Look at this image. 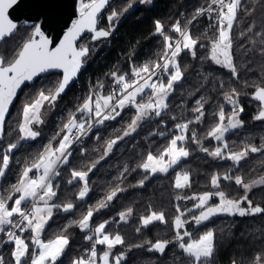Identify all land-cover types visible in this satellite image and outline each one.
<instances>
[{"label": "trees", "instance_id": "1", "mask_svg": "<svg viewBox=\"0 0 264 264\" xmlns=\"http://www.w3.org/2000/svg\"><path fill=\"white\" fill-rule=\"evenodd\" d=\"M210 3L211 0H151V3H141L140 0H113L101 15L99 28H114L115 30L107 38L93 40V35L81 38V43L79 44L90 49L88 55L84 58V66L76 82L68 92L61 95L53 107H45L43 110L44 123L33 125L34 130L40 132L39 137H37L38 140H20L19 125L22 122L23 106L25 103L31 102L41 88L54 90L62 78V73L56 72L40 76L35 83L27 84L19 95L7 119L4 138L2 141L0 140V160H2L8 144L19 141V148L17 150L14 149L10 153L11 157H13L11 162H13L10 163L6 171L7 175L5 174L0 180V195L2 194L5 199L6 195L13 192L11 186L19 181L23 172L21 170L30 166L49 144H47V140L48 142L49 140L51 141L53 147L58 146L59 140L64 133H60V136H57V131L67 122L70 114L76 112L77 107L84 102L90 93L108 95L114 91L116 93L119 92L120 86L115 83L112 73L127 74V78L132 80L134 79L132 75L134 68H139L143 64L152 61H162L160 57L164 51V39L163 36L156 34L155 22L157 20L163 24L165 34L173 37V40L179 38V34L172 30V26L177 21H179L182 29L188 27L192 36L199 38V43L195 48V57L192 56L190 51L184 50L177 58L184 71V78L174 85L175 91L168 97V108L160 117L153 115L150 119L143 121L136 132L131 134V136H126L127 138L124 137V140L122 139L118 143L120 146H117L118 144L115 146L117 149L114 147L111 153L104 156L106 142L115 139L117 135H122L127 125L136 115L135 107L128 105L115 120L105 121L103 125L95 124L91 134L87 137L89 139L84 140L86 143L81 141V143L76 144L71 149L72 156L69 159V163L58 166L63 171L60 172L61 175L52 180L55 186H53L54 190L58 193L53 197L54 199L52 198L50 203L55 205L72 203L75 208L67 212L61 208H54L53 215L48 220L42 235V239L45 241L54 239L61 234L69 236L70 243L63 256L57 261V264H72L73 260L86 255V248L90 246L91 241L86 240L85 237L103 221H109L106 231L112 234L118 232L124 238V244L117 245L112 249V255L126 253L127 259L123 260L122 264H190L189 259L179 249L176 242L170 243L163 255L159 252L148 250L150 247L149 241L152 243L157 240L174 241L173 219L178 214L177 206L182 212L187 213L188 211L189 214L187 213L183 217L186 220L191 219L192 216L200 211V209L192 211L195 199H187L186 201V199H177V197H193L195 194L209 191L210 189H215L216 191L217 188H213L210 183L213 172L214 174L218 172L221 177L226 173L232 174L231 176L241 175L244 181L264 175V150L257 153L250 152L239 165L229 159H225V161L222 158H214L202 151L205 146L207 149L212 148V150L218 146L217 141L214 138H208L207 134L218 122L217 113L221 106H223L225 115H230L232 105L225 99V93H230L233 88L239 93V106L243 107V112L239 115V119L243 122V127L225 134L224 139L228 140L227 142L229 143V149L226 152L239 151L246 145L264 149V120L255 119L260 111L261 104L252 96L257 87H264V0H242L241 7L237 11L236 20L231 30V37L232 55L238 76L233 75L228 68L216 64L209 58L211 41L218 35V22L215 20L217 11H206L202 15H197V10L205 9ZM128 4L132 5L131 8H128V12L123 11ZM112 11L122 14L117 20L110 22L108 17ZM188 21H191V23H188ZM33 26L21 21L13 35L0 43V55L5 57L6 62L14 59L22 48L23 43L31 37L33 31L31 27ZM158 73L163 81H167V76L161 75L162 70ZM100 85H103V87L101 88ZM30 89L32 90L30 91ZM149 92L147 90L142 96H138L137 99H146ZM198 100L204 105V116L199 122L196 121L198 113L193 111L198 106ZM76 115L78 120L90 119L87 114L76 113ZM189 120L193 121L188 128L187 142L191 143L186 144L187 142L185 141L184 144L187 146H184L189 149L191 154L186 160H182L179 165L171 168L167 174L158 172L155 175H151L138 167L139 164L143 163L148 152L158 155L167 147L171 137L179 132L175 127L177 124ZM193 132L196 134V138L200 140L199 145L193 142L191 137ZM158 133H164V135L161 136ZM135 135L136 138H133ZM204 135L207 138L203 137ZM54 137L55 139H53ZM97 137L98 139H95ZM166 139L167 142L164 141ZM207 140L213 146L207 143ZM31 141L35 143L33 146ZM99 142L102 144H99ZM122 142L125 145L124 147H121ZM159 142L164 145L162 144L161 146ZM88 143H90V146ZM155 144L158 145V148ZM126 145L127 148H125ZM28 146L31 147L27 149ZM36 150L37 152H35ZM30 152H33V154ZM204 153L206 156H204ZM18 154L19 156H17ZM102 156H104L103 159H101ZM210 157L211 162H207V160L210 161ZM217 160H220V162L218 161V163ZM96 161H99V163L96 164V167L89 173L87 178L90 191L85 198L78 199V192L83 185L78 179L71 184L68 183L72 179L71 171L72 169L87 170ZM216 162L218 164L217 169L215 168ZM210 165L213 167L215 165V167L211 170L209 168ZM225 166L227 167L225 168ZM17 168L21 170L16 171ZM125 168L128 170L125 171ZM59 169L57 170L60 171ZM222 169L223 171H221ZM178 170L190 172L191 186L188 187L189 189L187 187L183 189L174 187V176ZM145 177L148 178L145 179ZM64 178L67 179V182ZM205 178L209 180L206 182ZM141 180L145 181L143 186L139 185ZM222 180L220 181L222 189L220 186L218 189L227 193V196H231L232 199H240L245 195L244 188L232 182L234 180L231 181L232 183ZM4 184L11 188L6 189L7 186H4ZM117 187L124 190L118 192L117 196L108 202L107 207L94 213L91 227L88 230H81L73 223V221L80 220L90 207L94 208L99 201L103 200ZM263 188L264 186L254 188L255 192L252 190L248 193V197L254 206L258 204L264 207ZM3 189L6 191L4 192ZM225 189L229 190L226 191ZM67 190L69 191L66 193ZM189 190H191V194L187 195L186 193L189 194ZM65 193L67 194L66 196ZM242 193L244 194L242 195ZM18 195L17 193L12 196V200L8 201L9 206L13 205ZM14 196L16 197L14 198ZM216 201L217 199H214L211 203H216ZM128 208L133 209L132 215L127 218V222H123L120 220L119 214ZM151 211L163 212L167 223L154 221L147 227L142 226L140 218L148 215ZM192 212L197 213L192 214ZM230 216L227 214L218 215L217 218L215 216L208 222L204 221V223L202 222L199 225L189 222L186 229L192 234L191 237L199 236L206 229L216 232V249L208 264H234V262L235 264H256L255 258L257 256L264 257V213L254 215L256 217L253 215L243 217L236 215L230 218ZM258 221L261 224L257 223ZM65 228H67V231H64ZM137 228H140L139 232L136 231ZM258 229L260 230L258 231ZM25 233L27 234L25 235ZM31 234V231L21 234L24 239L27 236L25 240L29 243L30 256L26 258L28 260L35 253V245L31 243ZM10 245L12 246V244H9L5 248V264H14L12 256L14 245L11 248ZM136 245H143V247H135Z\"/></svg>", "mask_w": 264, "mask_h": 264}, {"label": "snow or ice", "instance_id": "2", "mask_svg": "<svg viewBox=\"0 0 264 264\" xmlns=\"http://www.w3.org/2000/svg\"><path fill=\"white\" fill-rule=\"evenodd\" d=\"M140 2L151 3V0H140ZM16 3L17 0H0V42L13 35L17 30V24L9 19L8 16V9ZM108 3L109 0H89L88 3H84V0H81L79 19L73 22L72 27L68 30L59 46L53 47L52 41L42 31L41 25L36 24L33 27L31 37L23 43L22 48L18 51L14 59L6 62L5 57L0 55V138L3 137L5 119L8 115L9 107L17 96L18 90L26 83L33 82L37 77L50 69H62L63 77L57 83L54 90L41 88L31 102L25 103L23 106L22 122L19 125V131L21 133L20 140H34L40 135L39 131L34 130L33 125L44 123L43 110L46 106L53 107L55 105L61 94L65 92L70 82L79 73L83 66L84 58L90 51L87 46L77 48L76 41L85 31L92 32L94 34L92 39L98 40L109 37L115 30L114 28H97L98 16ZM211 4L219 6V20L218 35L211 41L209 58L216 64L228 68L233 75L238 76L232 55L231 30L236 20L240 0H211ZM131 6V4H128L123 11L126 12ZM212 10L211 7L208 9L201 8L197 10V15H202L205 11ZM121 14L112 11L108 20L110 22L117 20ZM188 23H191V21H188ZM155 30L156 34L163 36L164 39V51L160 57L163 63L152 61L143 64L139 68H134L132 75L135 79L132 80L127 78V74L112 73L115 83L121 86L119 93L117 94L115 91L108 95L90 93L84 102L77 107L76 112L70 114L67 122L57 131V136H60V133H64L59 140L58 146L53 147L52 143L49 142L39 157L30 166L24 168L17 184L11 186L13 192L6 199L0 196V232L5 231V226L18 229L21 233L31 231V243L38 248V252L31 255L30 260L26 259L30 256L29 243L21 235H17L15 231H7L6 236L8 241L14 244L12 252L14 264H57V261L63 256L70 243L69 236L64 234L47 241L41 237L48 220L53 215L54 208H61L65 212L75 208V205L72 203L63 205L49 203L57 195L52 180L60 175V172L57 170L58 166L69 163V159L72 156L71 149L73 144L89 135L94 123L103 125L105 121L115 120L121 115L125 107L128 105L134 106L136 115L127 125L122 135L106 142L104 156H107L120 140L136 132L143 121L150 119L153 115L160 117L167 110L168 97L175 91L174 85L184 78V71L177 58L184 50L190 51L192 56L195 57V48L199 43V38H194L190 30L182 29L179 21L172 26V30L181 37L179 40H173V37L165 34L164 26L159 20L155 22ZM161 70L167 74L166 83L158 76V72ZM141 80L143 83H141ZM100 87L102 88L103 85H100ZM146 89L150 90L152 95L147 102L138 103L137 97L142 96ZM253 95L254 99L258 100L261 104V109L255 119L264 120V87H257ZM238 97L239 93L234 88L230 93H225V99L232 105V111L230 115L226 116L223 106H221L217 113L218 122L207 134L210 138L222 141V146L216 147L212 151H209L207 148H202V151L212 157L229 159L237 165L250 152L257 153L264 150L253 145H246L239 151L226 152L228 143L224 139L225 134L230 130L243 127V122L239 119L240 113L243 112V107L239 106ZM197 105L193 111L198 113L196 121L199 122L204 116V105L200 100L197 101ZM76 113L87 114L90 119L78 120ZM192 122L189 120L177 124L175 127L179 130L180 134L174 135L170 139L167 147L158 155L148 152L143 163L139 164L138 167L151 175H155L158 172L167 174L171 168L179 165L182 160H186L191 153L187 147L183 146V142L188 139V128ZM158 134L161 136L164 135V133ZM191 135L193 142L200 144V141L196 139V134L193 132ZM18 146L19 141L8 144L2 160H0V178L5 176L9 168L12 160L10 153L14 149H17ZM97 163L99 161L92 163L87 170L72 169V179L68 183L71 184L74 180L78 179L83 185L78 192V199L85 198L89 193L90 188L88 187L87 178ZM33 170H36L40 174L35 177L30 176ZM127 170L125 168V171ZM147 178L145 177V179ZM221 179L234 180L237 185H241L244 188L245 195L240 199H232L224 191H216L215 193L210 191L199 196L177 197V199H196L198 201L194 207L202 209V211L199 212V215L192 216V221L200 224L217 214L243 217L264 213V207L258 204L254 206L248 198V193L253 188L264 186V176L245 183L242 176L237 175L233 177L226 173L221 177L217 173L211 179L213 188H219ZM144 183L145 181L141 180L139 185L143 186ZM190 186V172L184 171L176 174L174 182L176 189H183ZM123 190L119 187L113 189L94 208L90 207L80 220L73 221V223L81 230H88L91 227L94 213L107 207L108 202L112 201L118 192ZM17 193L19 194L18 197L14 200L13 206L10 207L8 201H11L12 196ZM213 196L219 198V203L209 205V201L212 200ZM245 202L247 203V207H242L241 205ZM29 203H31L30 208L28 207ZM132 212V208L121 212L119 214L120 220L127 222V218L132 215ZM177 213L173 219L175 241L157 240L155 243L149 241L150 247L148 250L156 251L163 255L168 245L176 242L179 249L189 259L190 264H208L216 249V232L214 230H208L198 238L185 242V237H191L192 235L185 227L190 221L183 218L186 213L182 212L179 206H177ZM14 216L19 217V220L14 222ZM140 219L144 227H147L154 221L167 223L163 212L151 211L148 215L142 216ZM108 224L109 221H104L95 227V240L93 235H87L85 237L88 241L94 240L90 254L87 259L80 257L73 260L72 264H97L98 253L96 245H104L107 249L99 257L102 264H122V261L127 259L126 253H121L112 258L111 250L117 245L124 244V238L118 232L115 234L107 232L106 228ZM64 231H67V228ZM136 231L139 232L140 228H137ZM135 247H143V245H136ZM255 262L256 264H264V257L257 256ZM0 264H3V257H0Z\"/></svg>", "mask_w": 264, "mask_h": 264}, {"label": "water", "instance_id": "3", "mask_svg": "<svg viewBox=\"0 0 264 264\" xmlns=\"http://www.w3.org/2000/svg\"><path fill=\"white\" fill-rule=\"evenodd\" d=\"M78 1L79 0H17V3L8 9V16L9 19H11L14 23L17 24V26L21 21H24L26 24L29 25L40 24L42 31L52 41V46L56 47L59 46L60 42L64 39V36L67 34L68 30L72 27L73 22L79 19ZM112 1L113 0H109V3L100 12L98 16L97 28H99V21L101 15L110 6ZM90 35H94V34L92 32L85 31L81 35V37L76 41L77 48L81 47L79 46L81 38ZM82 68L80 69L77 76L73 78V80L70 82L69 86L66 88L63 94H66L68 90L74 85L77 78L79 77V74L81 73ZM56 72H61L63 77L62 69H50L49 71L41 74L40 76L50 75ZM39 77H37L31 83H26L21 87L20 90H18L17 96L13 100L12 105L9 107L8 115L6 116L5 119L4 133H5L7 119L15 103L17 102L18 97L21 94L22 90L27 84L35 83ZM253 94L252 96L254 97ZM4 133H3V137L0 138V140L4 138Z\"/></svg>", "mask_w": 264, "mask_h": 264}, {"label": "bare ground", "instance_id": "4", "mask_svg": "<svg viewBox=\"0 0 264 264\" xmlns=\"http://www.w3.org/2000/svg\"><path fill=\"white\" fill-rule=\"evenodd\" d=\"M102 18H103V17H102ZM33 27H34V26H33ZM33 27H31V28H33ZM31 28H30V29H31ZM106 29H107V28H106ZM20 40H21V39H20ZM20 40H19V41H20ZM85 40H86V39H85ZM80 41H81V40H80ZM101 41H102V40H101ZM106 42H107V41H106ZM1 43H2V42H1ZM20 43H21V42H20ZM80 43H81V42H80ZM82 43H83V42H82ZM93 44H94V42H93ZM80 46H81V45H80ZM15 47H16V46H15ZM17 47H18V46H17ZM91 47H92V46H91ZM94 47H95V46H94ZM92 48H93V47H92ZM13 50H14V49H13ZM97 136H98V135H97ZM107 136H109V135H107ZM117 136H118V135H117ZM130 136H131V135H130ZM132 136H133V135H132ZM38 137H39V136H38ZM191 137H192V136H191ZM203 137H206V136L204 135ZM203 137H202V138H203ZM99 138H100V137H99ZM101 138H102V136H101ZM101 138H100V141L103 139V138H102V139H101ZM104 138H105V136H104ZM126 138H127V137H126ZM126 138H125V140H126ZM133 138H136V135H135V137H133ZM138 138H139V137H138ZM144 138H146V137H144ZM171 138H172V137H171ZM189 138H190V137H189ZM202 138H199V139H202ZM206 138H207V137H206ZM206 138H204V139L206 140ZM208 138H210V137H208ZM263 138H264V137H263ZM263 138H262V139H263ZM16 139H17V138H16ZM16 139H15V140H16ZM36 139H37V138H36ZM86 139H89V138H86ZM95 139H98V138H95ZM139 139H140V138H139ZM142 139H143V138H142ZM160 139H162V138H160ZM196 139H197V138H196ZM210 139H211V138H210ZM227 139H228V137H227ZM11 140H12V139H11ZM37 140H38V139H37ZM42 140H44V139H42ZM42 140H41V141H42ZM91 140H92V139H91ZM123 140H124V138H123ZM130 140H131V139H130ZM132 140H133V139H132ZM136 140H137V139H136ZM143 140H144V139H143ZM187 140H188V139H187ZM187 140H186V142H187ZM197 140H198V139H197ZM202 140H203V139H202ZM202 140H201V141H202ZM205 140H204V144H205ZM263 140H264V139H263ZM1 141H2V140H1ZM39 141H40V140H39ZM44 141H46V140H44ZM83 141H84V140H83ZM89 141H90V140H89ZM89 141H88V142H89ZM103 141H104V139H103ZM120 141H121V140H120ZM164 141L167 142V139L164 140ZM199 141H200V140H199ZM207 141H208V140H207ZM227 141H228V140H227ZM42 142H43V141H42ZM49 142H51V141L49 140ZM49 142H48V140H47V144H48ZM101 142H102V141H101ZM104 142H105V141H104ZM123 142H124V141H123ZM123 142L121 143V147H124V146H125ZM127 142L129 143L128 140H127ZM137 142H138V140H137ZM160 142H163V141H160ZM160 142H159V143H160ZM184 142H185V141H184ZM184 142H183V145H186V144H188V143H191V142H187L186 144H184ZM217 142H218V141H217ZM221 142H222V141H221ZM221 142H220V144H221ZM9 143H10V142H9ZM31 143H33L32 146L35 144V143L32 142V141H31ZM38 143H39V142H38ZM80 143H81V142H80ZM83 143H86V142L84 141ZM118 143H119V142H118ZM118 143H117V144H118ZM128 143H125V144H128ZM207 143H210V141H208ZM218 143H219V142H218ZM227 143H228V142H227ZM7 144H8V143H7ZM40 144H41V143H40ZM89 144H90V143H88V145H89ZM99 144H102V143L99 142ZM104 144H105V143H104ZM117 144H116V145H117ZM122 144H123V145H122ZM132 144H133V143H132ZM132 144H131V145H132ZM137 144H138V143H137ZM162 144H163V143H160L161 146H162ZM165 144H166V143H165ZM193 144H194V143H193ZM228 144H229V143H228ZM21 145H22V143H21ZM25 145H26V144H25ZM29 145H30V144H29ZM36 145H37V144H36ZM55 145H56V144H55ZM82 145H83V144H82ZM93 145H94V144H93ZM96 145H97V144H96ZM116 145H115V146H116ZM131 145H130V146H131ZM133 145H134V144H133ZM133 145H132V146H133ZM156 145H157V144H155V146H156ZM160 145H159V147H160ZM163 145H164V144H163ZM190 145H191V144H190ZM198 145H199V144H198ZM198 145L195 144L196 147H198ZM210 145H211V143H210ZM217 145H218V144H217ZM38 146H39V144H38ZM45 146H46V144H45ZM77 146H78V145H77ZM89 146H90V145H89ZM94 146H95V145H94ZM97 146H100V145H97ZM115 146H114V147H115ZM117 146H120V145L118 144ZM132 146H131V147H132ZM136 146H137V145H136ZM186 146H187V145H186ZM186 146H185V147H186ZM202 146H203V144H202ZM208 146H209V145H208ZM208 146H207V147H208ZM211 146H213V144H212ZM211 146H210V147H211ZM258 146H259V145H258ZM4 147H5V146H4ZM30 147H31V146H30ZM30 147L28 146L27 149H29ZM78 147H80V146H78ZM114 147H113V148H114ZM128 147H129V146H128ZM134 147H135V146H134ZM156 147L158 148V145H157ZM256 147H257V146H256ZM18 148H19V147H18ZM18 148H17V149H18ZM115 148H116V147H115ZM125 148H127V145H126ZM132 148H133V147H132ZM161 148H162V147H161ZM163 148H164V146H163ZM205 148H206V146H205ZM260 148H261V147H260ZM17 149H16V150H17ZM32 149H33V148H32ZM35 149H36V148H35ZM116 149H117V148H116ZM121 149H122V148H121ZM197 149H198V148H197ZM208 149H209V148H208ZM228 149H229V147H228ZM24 150H25V149H24ZM96 150H98V149H96ZM112 150H113V149H112ZM114 150H115V149H114ZM210 150H212V148L209 149V151H210ZM19 151H20V149H19ZM43 151H44V149H43ZM15 152H16V151H15ZM26 152L29 153L28 151H26ZM35 152H37V150H36ZM40 152H41V151H40ZM198 152H199V151H198ZM18 153H19V152H18ZM30 153L33 154V152H30ZM199 153H201V151H200ZM199 153H198V154H199ZM16 154H17V153H16ZM19 154H20V153H19ZM19 154H18L17 156H19ZM22 154H23V153H22ZM201 154H203V153H201ZM204 156H206L205 153H204ZM14 158H15V157H14ZM205 158H206V157H205ZM12 159H13V157H12ZM18 159H19V158H18ZM206 159H207V158H206ZM206 159H205V160H206ZM210 159H211V157L209 158V160H210ZM220 159H221V158H220ZM224 160H225V159H224ZM17 161H18V160H17ZM218 161L220 162V160H217V162H218ZM225 161H226V160H225ZM12 162H13V161H12ZM12 162H11V163H12ZM18 162H19V161H18ZM207 162H211V160H210V161L207 160ZM217 162L215 163V164H216V167H215V165H214V167H215L216 169H217V165H218ZM219 162H218V163H219ZM221 163H222V161H221ZM221 163H220V164H221ZM17 164H19V163H17ZM31 164H32V163H31ZM31 164H30V165H31ZM203 164H204V163H203ZM208 164H209V163H208ZM28 165H29V163H28ZM221 165H222V164H221ZM225 165H226V163H225ZM24 166H26V165H24ZM211 166H212V165H210L209 168L212 170L214 167L212 166V168H211ZM249 166H251V165H249ZM259 166H261V165H259ZM11 167H12V166H11ZM226 167H227V166H225V168H226ZM230 167H231V166H230ZM20 168H21V167H20ZM23 169H24V168H23ZM58 169H59V167H58ZM61 169H62V168L59 169V170H60L59 172L63 171V170H61ZM17 170H21V169H18V168H17L16 171H17ZM207 170H208V168H207ZM231 170H232V169H231ZM11 171H12V170H11ZM21 171H23V170H21ZM214 171H215V170H214ZM221 171H223V169H222ZM251 171H252V169H251ZM13 172H14V171H13ZM202 172H203V171H202ZM229 172H230V171H229ZM229 172H228V173H229ZM206 173H207V171H206ZM217 173H218V172H217ZM249 173H250V172H249ZM262 173H263V172H262ZM13 174H15V173H13ZM17 174H19V173H17ZM34 174H35V173H34ZM62 174H63V173H62ZM207 174H208V173H207ZM207 174H205V175H207ZM212 174L214 175V172H213ZM240 174H241V173H240ZM243 174H244V173H243ZM257 174H258V173H257ZM259 174H261V173H259ZM6 175H7V174H6ZM10 175L12 176V174H10ZM60 175H61V174H60ZM65 175H66V174H65ZM231 175H232V174H231ZM34 176H35V175H34ZM34 176H33V177H34ZM62 176H63V175H62ZM66 176H67V175H66ZM208 176H210V175H208ZM234 176H236V175H234ZM234 176H233V177H234ZM240 176H241V175H240ZM255 176H256V175H255ZM261 176H262V175H261ZM204 177H205V176H204ZM5 178H6V177H5ZM15 178H16V176H15ZM55 178H56V177H55ZM58 178H59V177H58ZM67 178H68V177H67ZM7 179H8V178H7ZM11 179H12V178H11ZM64 179H66V178H64ZM205 180H206V182H207V180H209V179H206V178H205ZM210 180H211V179H210ZM203 181H204V180H203ZM222 181H223V180H222ZM231 181H232V180H230V181L227 180V182H229V183H230ZM246 181H248V180H246ZM246 181H245V182H246ZM2 182H3V181H2ZM4 182H5V181H4ZM11 182H12V180H11ZM63 182H64V181H63ZM66 182H67V179H66ZM224 182H225V181H224ZM232 182H234V181H232ZM232 182H231V183H232ZM250 182H251V181H250ZM6 183H7V182H6ZM9 183H10V182H9ZM64 183H65V182H64ZM210 183H211V182H210ZM222 183H223V182H222ZM15 184H16V183H15ZM66 184H67V183H66ZM8 185H9V184H8ZM12 185H14V184H12ZM230 185H231V184H230ZM4 186H7V185L4 184ZM53 186H54V184H53ZM56 186H57V184H56ZM70 186H71V185H70ZM192 186H193V182H192ZM209 186H211V185L209 184ZM9 187H10V186H7L6 189H10V188H11V187H10V188H9ZM54 187H55V186H54ZM220 187H221V184H220ZM262 187H263V186H262ZM3 188H4V187H3ZM61 188H62V187H61ZM67 188H68V185H67ZM187 188H188V187H187ZM192 188H193V187H192ZM237 188H238V187H237ZM237 188H236V189H237ZM54 189H55V188H54ZM68 189H69V188H68ZM71 189H72V187H71ZM188 189H189V188H188ZM188 189H186V190H188ZM221 189H222V187H221ZM233 189L235 190V188H233ZM263 189H264V188H263ZM3 190H4V189H3ZM214 190H215V189H214ZM217 190L219 191V189H217ZM225 190H226V189H225ZM227 190H229V189H227ZM227 190H226V191H227ZM5 191H6V190H4V192H5ZM68 191H69V190H67L66 193H67ZM190 191H191V190H189V194H188V193H186V194H187V195H190V194H191ZM209 191H211V189H210ZM243 191H244V190H243ZM243 191H242V192H243ZM253 191H254V190H253ZM0 192H1V191H0ZM11 192H12V191H11ZM212 192H213V190H212ZM238 192H239V191H238ZM254 192H255V191H254ZM261 192H262V191H261ZM57 193H58V192H57ZM66 193H65V196L67 195ZM71 193H72V192H71ZM192 193H197V192H192ZM198 193H199V192H198ZM201 193H202V192H201ZM239 193H240V192H239ZM257 193H258V192H257ZM3 194H4V193H3ZM60 194H61V192H60ZM202 194H203V193H202ZM226 194H227V193H226ZM228 194H229V193H228ZM243 194H244V193H242V195H243ZM1 195H2V194H1ZM8 195H9V194H8ZM8 195H6V198H7ZM14 195H15V194H14ZM63 195H64V194H63ZM229 195H230V194H229ZM236 195H237V194H236ZM2 196H3V195H2ZM239 196H240V195H239ZM257 196H258V195H257ZM3 197H4V196H3ZM15 197H16V196H14V198H15ZM213 197H214V196H213ZM228 197H229V196H228ZM230 197H231V196H230ZM230 197H229V198H230ZM231 198H232V197H231ZM239 198H240V197H239ZM248 198H249V197H248ZM262 198H264V197H262ZM53 199H54V198H53ZM55 199H56V198H55ZM234 199H236V198H234ZM237 199H238V198H237ZM193 200H194V199H193ZM193 200H192V202H193ZM213 200H214V199H213ZM217 200H219V199H217ZM250 200H251V199H250ZM263 200H264V199H263ZM186 201H187V199H186ZM210 201H211V200H210ZM260 201H261V199H260ZM63 202H64V201H63ZM189 202H190V201H189ZM192 202H191V203H192ZM194 202L196 203V201H194ZM194 202H193V203H194ZM197 202H198V201H197ZM217 202H218V201H216V203H217ZM261 202H263V201H261ZM10 203H11V202H10ZM193 203H192V204H193ZM195 203H194V206L196 205ZM192 204H189V205H192ZM210 204H212V203H210ZM214 204H215V203H214ZM189 205H188V206H189ZM256 205H257V204H256ZM241 206H242V205H241ZM243 206H244V205H243ZM246 207H247V206H246ZM183 208H184V207H183ZM186 208H187V207H186ZM192 208H193V207H192ZM184 209H185V208H184ZM193 210H194V209H192V211H193ZM196 210H198V209H196ZM200 210H201V209H200ZM187 213H188V211H187ZM187 213H186V214H187ZM195 213H197V212H195ZM195 213L192 212V214H195ZM188 214H189V213H188ZM256 215H257V214H256ZM217 216H218V215H217ZM217 216H216V218H217ZM220 216H222V215H220ZM223 216H225V215H223ZM229 216H230V215H229ZM237 216H238V215H237ZM254 217H256V216H254ZM57 218H58V217H57ZM212 218H213V217H212ZM230 218H232V217L230 216ZM230 218H229V219H230ZM248 218H249V217H248ZM210 219H211V218H210ZM210 219H209V220H210ZM263 219H264V218H263ZM230 220H231V219H230ZM232 220H233V219H232ZM236 221H237V220H236ZM247 221H248V219H247ZM260 221H261V220H260ZM260 221H258L257 223H260ZM50 222H51V221H50ZM57 222H58V220H57ZM205 222H206V221H205ZM207 222H208V220H207ZM203 223H204V221H203ZM260 224H261V223H260ZM260 224H259V225H260ZM51 225H52V224H51ZM194 225H195V224H194ZM251 225H252V224H251ZM245 226H246V225H245ZM250 228H251V227H250ZM260 228H261V226H260ZM246 230H247V229H246ZM259 230H260V229H258V231H259ZM249 231H250V230H249ZM26 232H27V231H26ZM19 233H20V232H19ZM256 233H257V232H256ZM256 233H255V234H256ZM260 233H261V232H260ZM21 234H22V233H20V235H21ZM26 234H27V233H25V235H26ZM243 234H244V233H243ZM28 235H29V234H28ZM31 235H32V234H31ZM248 235H249V234H248ZM22 236H23V235H22ZM26 237H27V236H26ZM26 237H25V239H27ZM254 237H255V236H254ZM23 238H24V237H23ZM29 238H30V237H29ZM192 239H193V238H192ZM195 239H196V238H195ZM13 245H14V244H12V246H13ZM12 246L10 245V248H11ZM99 247H100V246H98V251H99ZM8 249H9V248H8ZM100 250H101V249H100ZM5 251H6V250H5ZM8 252H9V251H8ZM101 252H102V251H101ZM101 252H100V253H101ZM98 256H99V253H98ZM6 258H7V257H6ZM11 258H12V257H11ZM7 259H9V258H7Z\"/></svg>", "mask_w": 264, "mask_h": 264}, {"label": "rangeland", "instance_id": "5", "mask_svg": "<svg viewBox=\"0 0 264 264\" xmlns=\"http://www.w3.org/2000/svg\"><path fill=\"white\" fill-rule=\"evenodd\" d=\"M89 2V0H84V3H88ZM80 3H81V0H79L78 1V8L80 7ZM98 29H106V28H98ZM187 30L189 29L188 27L186 28ZM179 39H181V37L179 36V38L177 39V40H179ZM160 63H163V61H161ZM161 75H163V76H167V74H165V73H163L162 72V74ZM158 76H159V73H158ZM160 78V77H159ZM134 79H135V77H134ZM154 79H156L155 77H154ZM161 79V78H160ZM165 83L167 82V81H164ZM39 85H41V84H39ZM120 86V85H119ZM121 87V86H120ZM32 89H30V91H31ZM148 89H146L145 90V92L147 91ZM150 91V90H149ZM144 92V93H145ZM152 95V93H151V91L149 92V94H148V96H147V98L146 99H142V100H138L137 99V102L139 103V102H147L148 101V99H149V97ZM138 98V97H137ZM93 130V129H92ZM92 130H91V132H92ZM230 131H232V130H230ZM178 134H180V132H178ZM178 134H176V135H178ZM217 141V140H216ZM219 142V143H218ZM217 142V144H218V146L217 147H220V146H222V143L223 142H221V141H218ZM220 142H221V144H220ZM76 144H74L73 146H72V148L75 146ZM184 146V145H183ZM7 149V148H6ZM214 158H216V157H214ZM185 170H178V171H176V173H175V176H174V181H175V178H176V174L177 173H182V172H184ZM34 170H33V172L32 173H30V176H36V174L37 175H39V173H35L34 174ZM37 172V171H36ZM34 176V177H35ZM262 176H264L263 174H262ZM261 175H259L258 177H256V178H254V179H250V180H248V181H246L245 183H249L250 181H253V180H257V179H259L260 177H262ZM0 180H1V178H0ZM255 188H257V187H255ZM254 189V188H253ZM1 191V190H0ZM216 191H218V190H216ZM215 190H213V192L215 193L216 192ZM219 191H221V190H219ZM205 192H210V191H203L202 193H205ZM211 192H212V190H211ZM1 193V192H0ZM202 193H199V194H195L194 196H199V195H201ZM1 196V195H0ZM18 197V196H17ZM213 199H219L218 197H216V196H214L213 198H212V200ZM52 200V199H51ZM50 200V201H51ZM211 200V201H212ZM50 201H49V203H50ZM195 201H196V203L195 204H197L198 202H197V200L195 199ZM211 201H209V205H215V204H218L219 203V200H217L218 202L217 203H212V204H210L211 203ZM244 205V206H243ZM13 206V205H12ZM247 206V203H244V204H242V207H246ZM11 207V206H10ZM192 209H194V210H196V209H198V208H195V207H193ZM200 211H202V209L200 210ZM199 211V212H200ZM199 212L197 213V214H195V215H199ZM217 215H222V214H217ZM217 215H215V216H217ZM215 216H212V217H215ZM211 217V218H212ZM188 221H190V222H193L195 225H199V224H197V223H195L194 221H192L191 219H189ZM104 222V221H103ZM201 224V223H200ZM186 226H187V224H186ZM185 226V227H186ZM209 229H206V230H204V231H202L201 233H200V235H202L204 232H206V231H208ZM183 231V230H182ZM108 232V231H107ZM199 235V236H200ZM199 236H194V237H185V242H188L190 239H195V238H198ZM94 237V240H95V236H93ZM93 240V241H94ZM174 241H175V239H174ZM88 248V247H87ZM86 248V249H87ZM87 252V251H86ZM88 254H90V252H87ZM97 253H98V251H97Z\"/></svg>", "mask_w": 264, "mask_h": 264}, {"label": "built area", "instance_id": "6", "mask_svg": "<svg viewBox=\"0 0 264 264\" xmlns=\"http://www.w3.org/2000/svg\"><path fill=\"white\" fill-rule=\"evenodd\" d=\"M241 3H242V0H240V5H239L238 10H239L240 7H241ZM209 7H211L214 11H217V13H216V19H215V20H216V22H218V20H219V16H218L219 6L210 3V5H208L205 9H208ZM238 10H237V11H238ZM205 12H206V11H205ZM141 83H143L142 80H141ZM117 93H119V92H117ZM94 126H95V123L93 124V127H94ZM92 129H93V128H92ZM90 134H91V133H90ZM90 134H89V135H90ZM89 135H87L86 137L82 138L80 141H78V142H76V143H74V144H78V143H80L81 141L85 140ZM74 144H73V145H74ZM28 207H29V208L31 207V203L28 204ZM13 220H14V222H16V221L19 220V217L14 216V217H13ZM9 230H11V231H15L16 234L19 235V230H18V229H13L11 226H5V231H4V232H0V257H3V264H5V248H6V246L9 245V244H13L12 242H9V241H8V238H7V236H6V232L9 231ZM93 243H94V241H91L90 246L86 249L87 252H90V249H91ZM96 250L98 251V245H96ZM97 258H98V257H97Z\"/></svg>", "mask_w": 264, "mask_h": 264}, {"label": "crops", "instance_id": "7", "mask_svg": "<svg viewBox=\"0 0 264 264\" xmlns=\"http://www.w3.org/2000/svg\"><path fill=\"white\" fill-rule=\"evenodd\" d=\"M35 173H39V172H36V170H35ZM40 174V173H39ZM36 176H37V174H36ZM51 204V203H50ZM94 229L95 228H93L92 229V231H91V233L90 234H88V235H93V236H95V234H94ZM115 234V233H114ZM20 235V234H19ZM22 236V235H21ZM42 238V237H41ZM55 239V238H54ZM98 246H100L99 247V251H98V253H99V256H98V258H97V264H102V262L100 261V259H99V257H100V255H102V253H103V251H105V250H107L106 249V246H104V245H98ZM101 249V250H100ZM102 251V252H101ZM38 252V248L35 246V253H37ZM101 252V253H100ZM34 253V254H35ZM87 253V252H86ZM111 254H112V250H111ZM117 255H119V254H115V255H112V258H114L115 256H117ZM88 256H89V254L87 253L86 255H84L83 257L85 258V259H87L88 258Z\"/></svg>", "mask_w": 264, "mask_h": 264}, {"label": "flooded vegetation", "instance_id": "8", "mask_svg": "<svg viewBox=\"0 0 264 264\" xmlns=\"http://www.w3.org/2000/svg\"><path fill=\"white\" fill-rule=\"evenodd\" d=\"M79 46H80V44H79ZM260 109H261V107H260Z\"/></svg>", "mask_w": 264, "mask_h": 264}]
</instances>
